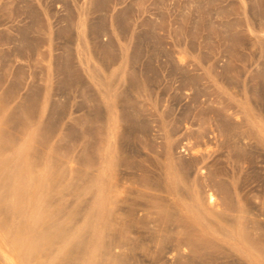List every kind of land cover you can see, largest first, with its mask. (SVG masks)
<instances>
[{"label":"rangeland","instance_id":"374dc122","mask_svg":"<svg viewBox=\"0 0 264 264\" xmlns=\"http://www.w3.org/2000/svg\"><path fill=\"white\" fill-rule=\"evenodd\" d=\"M0 264H264V0H0Z\"/></svg>","mask_w":264,"mask_h":264},{"label":"bare ground","instance_id":"6f19581e","mask_svg":"<svg viewBox=\"0 0 264 264\" xmlns=\"http://www.w3.org/2000/svg\"><path fill=\"white\" fill-rule=\"evenodd\" d=\"M263 132V131H262ZM23 175H26V173L24 172L23 173ZM23 175H21L20 176V178H19V180L16 182L17 184H16V188H15V195H16V197L18 198V202L16 203V205L14 206V208L18 211V209L20 208V209H22V202H23V204H24V200L23 201H21L20 200V202H19V199H21V198H24L23 196L26 194V193H29V194H31V192H29V190L27 191L26 190V188H24L25 186V179H24V177H26V176H23ZM28 181H33V179H30V180H28ZM34 183V182H33ZM31 184L32 183H30L29 182V185H30V187H31ZM34 185L36 186V184L34 183ZM26 186H28L27 184H26ZM29 187V186H28ZM29 187V188H30ZM33 187V186H32ZM14 188V187H13ZM12 188V189H13ZM34 188V187H33ZM37 188V187H36ZM31 189V188H30ZM14 190V189H13ZM36 190V189H35ZM35 190H33V192L35 191ZM12 191V190H11ZM210 196H208V199L210 200V203H212L213 201H214V197L211 195V194H209ZM13 196V195H12ZM29 196V195H28ZM31 196V195H30ZM30 196H29V198H30ZM32 198H34V195H33V197ZM37 198H39L38 196H37ZM31 199V198H30ZM13 200V199H12ZM15 200V199H14ZM13 200V201H14ZM31 201V200H30ZM30 201H26V202H30ZM32 201H33V199H32ZM37 202H38V200H36ZM36 201H35V203H36ZM39 201H41V200H39ZM27 204V203H26ZM29 204H31V203H29ZM38 204V203H37ZM13 205V204H12ZM32 205V204H31ZM36 205V204H35ZM25 206V205H24ZM28 206V205H27ZM37 206H39V205H37ZM36 206V207H37ZM26 207V206H25ZM29 207V206H28ZM32 208H33V206H31ZM41 207H43V205H42V203H41ZM24 208V207H23ZM44 208V207H43ZM25 209V208H24ZM45 209V208H44ZM15 210V211H16ZM23 210V209H22ZM32 210V209H31ZM34 210V209H33ZM42 210V209H41ZM27 211V210H26ZM35 211V210H34ZM42 211H44V210H42ZM41 211V212H42ZM24 212V211H23ZM21 213H22V211H21ZM25 213V212H24ZM27 213V212H26ZM45 213H46V209H45ZM23 214V213H22ZM42 215L44 214V213H41ZM40 214V216H42ZM25 215H27V214H25ZM45 216V215H44ZM29 217H32L31 215L29 216ZM28 217V218H29ZM33 218H36V217H32V220H33ZM34 221H35V219H34ZM37 221H38V218H37ZM40 221H42V220H40ZM30 223V222H29ZM34 223V222H33ZM32 222H31V225L33 224ZM35 224H38V223H35ZM27 225V224H26ZM29 225V224H28ZM40 225V224H39ZM34 226V225H33ZM32 226V227H33ZM36 226H38V225H36ZM41 227V226H40ZM34 229H37V231H38V228L37 227H35ZM37 231H35V230H32L31 229V227H29V226H21V227H19V228H17V230L15 231V235H13V236H15L14 237V240H15V242H14V244H16V246H17V248H18V250L20 251V253L22 254V258L24 259V260H26V261H31V259L35 256V255H38V253L40 252V250H41V248H42V246L44 245V242L47 240L46 239V237L45 236H41V238H39V239H37L36 237H37ZM16 248V249H17ZM93 255V254H92ZM92 255H91V258H92ZM88 256H89V253H88ZM32 261H33V259H32ZM31 263H33V262H31ZM92 263V262H91Z\"/></svg>","mask_w":264,"mask_h":264}]
</instances>
